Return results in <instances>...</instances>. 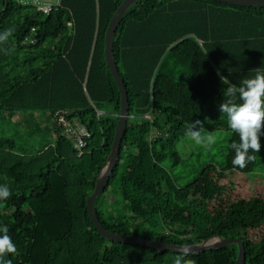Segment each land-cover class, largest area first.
I'll list each match as a JSON object with an SVG mask.
<instances>
[{
  "label": "trees",
  "instance_id": "obj_1",
  "mask_svg": "<svg viewBox=\"0 0 264 264\" xmlns=\"http://www.w3.org/2000/svg\"><path fill=\"white\" fill-rule=\"evenodd\" d=\"M122 0H60L45 14L16 0H0V111L47 112L55 143L33 153L16 151L0 134V170L11 197L0 201L18 254L12 264H173L176 255L117 242L100 235L86 200L105 165L120 110V93L105 60V32ZM35 28L34 43H22ZM113 55L126 86L129 115L119 158L94 205L101 224L116 233L174 244L213 236L244 243L243 264H264V176L231 163L238 135L219 112L226 85L264 72V6L218 0H136L120 18ZM82 123L88 136L82 155L54 112ZM133 114L131 117L130 115ZM145 114L148 117L144 116ZM230 131L225 162L206 164L184 186L164 166L187 125ZM262 137V136H261ZM261 142V138H260ZM236 171L233 178L230 175ZM117 179L123 213L100 207ZM4 210V213L2 212ZM237 244L189 254L196 264H235Z\"/></svg>",
  "mask_w": 264,
  "mask_h": 264
},
{
  "label": "rangeland",
  "instance_id": "obj_2",
  "mask_svg": "<svg viewBox=\"0 0 264 264\" xmlns=\"http://www.w3.org/2000/svg\"><path fill=\"white\" fill-rule=\"evenodd\" d=\"M52 125L53 118L47 112L18 111L6 115L0 111V134L15 139L17 152H33L46 144H53L55 137L52 132ZM209 133L212 140L209 144L203 145H197L190 137L185 136L176 147L178 159L168 157L165 161L164 166L179 186H184L192 181L206 164L212 163L216 166L224 164L230 131L221 129ZM32 144L35 145V148L31 147ZM252 173L257 176H264V136L261 137V150L258 153L256 167ZM235 174L236 171H233L230 178H233ZM8 181V173L0 170V185L7 184L9 186ZM118 192L116 179L104 195L107 203L100 207L104 218L108 216L107 210L114 214L123 213V205ZM2 212L4 213V210ZM4 217L0 213V223L3 222Z\"/></svg>",
  "mask_w": 264,
  "mask_h": 264
},
{
  "label": "clouds",
  "instance_id": "obj_3",
  "mask_svg": "<svg viewBox=\"0 0 264 264\" xmlns=\"http://www.w3.org/2000/svg\"><path fill=\"white\" fill-rule=\"evenodd\" d=\"M13 32V28H8L0 33V43H6ZM254 70V77L242 79L239 85L230 83L226 76L217 72L220 82L227 86L224 91L226 99L219 104V112L226 115L228 128L239 137L238 142L233 141L228 145L234 151L231 163L240 169L256 159L250 152H260V138L264 136V72L260 68ZM185 135L197 145L209 144L212 140L199 119L187 125ZM10 197L8 185H0V201ZM10 254H18V248L9 235V228L3 225L0 226V264H12V260L7 258ZM188 255L187 247L181 248L173 264H196L194 259L185 258Z\"/></svg>",
  "mask_w": 264,
  "mask_h": 264
},
{
  "label": "water",
  "instance_id": "obj_4",
  "mask_svg": "<svg viewBox=\"0 0 264 264\" xmlns=\"http://www.w3.org/2000/svg\"><path fill=\"white\" fill-rule=\"evenodd\" d=\"M136 0H122L118 5L117 9L113 13L109 24L105 32V60L109 68L110 73L112 74L119 93H120V110L117 117V122L115 126V133L113 141L111 144L110 152L107 156L105 165L102 167L100 173L97 176L94 189L92 193L87 197L86 206L89 218L91 219L94 227L100 233V235L106 239H110L117 242L130 243L135 245H143L153 249L159 250H170L173 252L180 253V249L187 247L189 254H196L206 250L217 249L220 247L227 246L232 243L237 244L238 252L236 257L235 264H243L245 257L244 243L240 238L236 237H222V236H213L206 240L190 243V244H174L169 242H163L155 239L143 238L133 234H121L113 232L105 228L97 215L94 200L99 193L104 189V186L108 182L110 176L113 173L116 162L119 158L120 144L122 141L123 133L126 127L128 115H129V103L127 97L126 86L119 74L117 63L113 55V38L117 28V24L124 14V12L135 2ZM221 2H226L229 4L239 5V6H264V0H218Z\"/></svg>",
  "mask_w": 264,
  "mask_h": 264
},
{
  "label": "built area",
  "instance_id": "obj_5",
  "mask_svg": "<svg viewBox=\"0 0 264 264\" xmlns=\"http://www.w3.org/2000/svg\"><path fill=\"white\" fill-rule=\"evenodd\" d=\"M23 5H32L38 10L47 14L50 11L57 10L60 6V0L49 1V0H16ZM34 27H31L30 33L23 39L22 43H34L35 38L33 33ZM68 110L58 109L54 112V121L58 127L63 129L66 136L69 137L72 147L77 151V155H82L85 149V138L88 136L86 127L77 120L68 119ZM131 117L133 114L130 115ZM144 116L148 117L147 114Z\"/></svg>",
  "mask_w": 264,
  "mask_h": 264
},
{
  "label": "crops",
  "instance_id": "obj_6",
  "mask_svg": "<svg viewBox=\"0 0 264 264\" xmlns=\"http://www.w3.org/2000/svg\"><path fill=\"white\" fill-rule=\"evenodd\" d=\"M26 118H28V117H26ZM46 121H47V119H46ZM54 143H55V142H53V144H54ZM47 145H50V144H46V145H44L42 148H39V149H37V150H35V151H33V152L40 151V150L44 149ZM31 147H34V148H35V145L32 144ZM33 152H28V153H33ZM20 153H26V152H20Z\"/></svg>",
  "mask_w": 264,
  "mask_h": 264
}]
</instances>
